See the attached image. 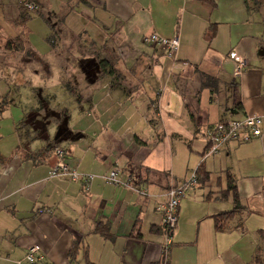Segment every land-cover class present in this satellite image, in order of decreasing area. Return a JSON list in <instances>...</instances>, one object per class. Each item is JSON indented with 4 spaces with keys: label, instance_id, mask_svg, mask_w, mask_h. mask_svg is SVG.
Segmentation results:
<instances>
[{
    "label": "crops",
    "instance_id": "1",
    "mask_svg": "<svg viewBox=\"0 0 264 264\" xmlns=\"http://www.w3.org/2000/svg\"><path fill=\"white\" fill-rule=\"evenodd\" d=\"M31 1L37 5L32 12L16 0H0V264H17L35 244L45 254L41 264H160L164 193L200 163L208 179L180 201L166 264H249L260 244V229L264 234V224L256 231L244 225L251 215L264 218V9L248 0V7L245 0ZM62 8L58 20H63L67 36L87 39L97 55L109 48L115 52L112 44L118 41L127 55L147 60L136 70L134 58H129L128 63L113 64L114 73H109L99 58L90 66L89 59L79 58L77 66L87 72L86 91L76 102L87 126L76 131L63 122V117L70 118L65 107L60 117L54 116L60 120L55 129L49 128L47 109L55 98L40 95L47 88L41 83L55 78L57 70L50 60L46 15L55 16ZM35 17L45 21L39 38L28 30ZM211 25L214 34L207 42L204 33ZM151 32L177 36V52L169 56L158 45L143 43L142 37ZM231 51L246 63L237 77ZM36 61L43 62V78L30 66ZM180 62L187 66L181 68ZM116 71L127 76L115 80ZM199 71L218 78L214 90L198 89ZM57 78L60 87L68 82V76L60 75L58 83ZM229 79L237 84L236 105L233 89L229 94L222 89ZM35 87L38 107H30ZM24 94L26 104L21 102ZM253 114L263 119L260 137L204 156L209 127ZM23 119L28 133L19 136L15 126ZM37 122L43 125L38 129L43 137L31 134ZM88 129H93L90 144L78 145ZM55 147L66 149L71 167L95 175L87 189L67 177H48L56 162ZM37 150L36 159L25 157ZM75 150L82 154L80 160ZM130 163H137L146 178L138 183L146 188L145 195L124 184L131 176L122 169L118 185L103 178ZM228 174L243 210L216 231L212 216L233 207L231 197L219 195ZM97 221L107 223L109 237L94 231ZM74 242L79 248L71 260Z\"/></svg>",
    "mask_w": 264,
    "mask_h": 264
},
{
    "label": "rangeland",
    "instance_id": "2",
    "mask_svg": "<svg viewBox=\"0 0 264 264\" xmlns=\"http://www.w3.org/2000/svg\"><path fill=\"white\" fill-rule=\"evenodd\" d=\"M257 1H259L258 6L264 9V0H257ZM61 15H63V8L61 10L59 9L57 14H55V16L51 15V12H49V14L47 13L46 15L47 17H49V23L51 25L50 27L51 32L48 38V42L52 46V56L50 57V60L55 64V67L57 68V70L55 69L56 72L54 73V75L52 74V76H54L55 78L47 79L45 83H41L43 86L47 88L46 89L43 88L40 95L48 94L47 96L52 97L53 99L55 98L54 102H49L50 105H48V109H47L50 115L48 117L50 118L45 120V122L49 124V128L55 129L54 127L57 125V121H60V120L54 118V116L60 117L59 111L62 107H65L66 110L68 109L70 118H68L67 120H64V117H63V122L67 121L68 126L71 127L73 131H76L77 129H80L82 127L84 128V126L85 127L87 126L85 123L86 121L83 120L81 117L79 107L76 102V98L81 96V94L85 93L86 91V88H84L85 87L84 85H86L85 84L86 82L83 77L84 76L86 77L87 72L77 66V60L79 58H85L87 60L89 59L87 65L90 66L92 63H94L95 57L99 59L106 58L108 61L111 62V65L113 64L117 65L119 63L121 64L128 63L127 61H129V58H132V61L134 58V64H135L134 69L136 70L139 68V66L146 64L147 60L142 55H139V56L127 55L126 53L128 51H126V49H124L121 46V43L118 41H114L116 45H114L115 44L114 42L112 44L113 49H115V52H111L109 48V51L102 50L100 51L102 55L101 54L97 55L94 48L91 47L87 39H81V38L76 39L74 37L70 38L69 36H67V34L65 33L67 31L65 30L63 26V20L62 22H59L58 20ZM29 22H30V25L28 26V30L31 31L32 35L35 38H39L40 32L45 25L44 19H42L41 17H35V18H32ZM78 22H79V19H78ZM71 23H72V26H76L77 24L76 20L74 19L71 20ZM60 65L62 66V72L59 71ZM95 65L97 66V68L100 69V65L98 64V62ZM30 66L31 68L34 66L38 68V70L40 71L39 73L41 77L42 78L44 77V72H42L43 70L42 66H44L43 62L40 63V61H36V64L30 63ZM64 67H66L67 69L65 71L67 74L66 73L64 74L63 72ZM89 72H91V70ZM134 74H137V73L134 72ZM60 75H62V77L68 76V82H66L67 84L63 81V85H61V87L55 82L56 77L59 78ZM102 76L103 75L101 74L100 78H103ZM125 76H127L126 71H122V72L116 71L115 80H122ZM58 78H57V83L59 81ZM230 81L231 79H229L226 84L224 85L222 84V89H225L226 92H228V94L232 92V86L230 84ZM69 89L73 91H69ZM37 93H39L38 88L36 87L33 88V90L31 91V100L29 103L30 107L31 106L38 107V101L36 97ZM26 97L27 96L24 94V98L21 100L22 104H26V101H27ZM41 121L42 120L38 119V122H41ZM38 122L35 124V127H37L36 128L37 130L33 131V133L31 134L43 137L44 134L41 131L39 132L38 130L39 127L42 128L43 125L39 123L41 125L39 126ZM45 122L43 123L45 124ZM92 134H93V129H88L86 131L85 139L81 140V142H79L78 145H83V143L90 144L91 139H92ZM74 154L77 160L81 159L82 154L80 153L79 150H75ZM86 163L89 164L91 162L86 161ZM85 165L86 164L84 163V167ZM120 167H115V168H117L118 171L122 169L125 172V174H128L131 176L130 177L131 180L133 181L137 180V176H136L138 172L137 163H130L128 165L123 166L122 168ZM85 173H89V172H85ZM262 224H264V218L256 216V215L249 216L244 223L248 231H256L259 228V226H262Z\"/></svg>",
    "mask_w": 264,
    "mask_h": 264
},
{
    "label": "built area",
    "instance_id": "3",
    "mask_svg": "<svg viewBox=\"0 0 264 264\" xmlns=\"http://www.w3.org/2000/svg\"><path fill=\"white\" fill-rule=\"evenodd\" d=\"M22 9L26 11H35L37 5L31 0H16ZM143 43L147 45H158L163 51L169 55H174L179 46L177 36L165 38L157 35L155 32L148 33L142 37ZM229 57L235 63L234 76H239L246 66L245 60L241 58L235 51L229 53ZM181 68L187 66L186 62L179 63ZM263 119L260 115H245L241 119H222L214 123L206 131V139L209 142V147L205 151L204 156L219 153L228 144L249 142L263 134L262 128ZM56 162L50 169L48 177H67L71 181L80 182L84 189H87L90 181L95 175L90 173H82L77 169L71 167L67 162L66 149L56 147L54 149ZM104 180L110 184L118 185L121 181L119 178V171L113 168L106 175L103 176ZM124 184L135 190L141 195H145L147 190L145 187L138 185L137 180H129ZM198 184L197 175L195 170L192 171L188 177L183 180L170 185L164 195L165 202L160 205L162 237L161 243V258L160 264H166L169 257V250L172 245V234L177 224L178 208L181 199H183L189 191L193 190ZM262 202L264 206V189L262 190ZM45 260L39 245H31L27 247L24 256L17 261V264H41Z\"/></svg>",
    "mask_w": 264,
    "mask_h": 264
},
{
    "label": "trees",
    "instance_id": "4",
    "mask_svg": "<svg viewBox=\"0 0 264 264\" xmlns=\"http://www.w3.org/2000/svg\"><path fill=\"white\" fill-rule=\"evenodd\" d=\"M204 1H207L211 4H213V2H214V0H204ZM248 1L251 2L252 4L257 5V6L259 5V1H257V0H248ZM245 3H246V5L248 4L247 0H245ZM247 7H248V5H247ZM213 34H214V29H213V26L211 25L205 30V33H204V37L207 40V42H209L211 40V38L213 37ZM99 63L101 65V67H103V68L108 67L109 73H114L113 66L111 65L110 61L101 58V59H99ZM106 64H108V66H106ZM198 79H199V84H198L199 90H201L203 88H207V87L210 88L211 90H214L218 84V78L217 77H214V76L209 75V74L202 72V71H199ZM230 84H231L232 89H233V99H234L235 105H236V104H238L237 91H236L237 84L234 80H231ZM69 91H73V90L69 89ZM26 128H27V124L24 121V119L19 121L15 126V130L17 131L19 136H26L27 135L28 132H27ZM134 139L139 141L137 136H134ZM160 139H161V136L158 134L157 140H160ZM208 147H209V145L206 146L204 153H205V151H207ZM40 151L41 150H39V151L38 150L37 151H28L25 153V157L30 158V159H36L37 154H39ZM139 169H141V171L144 172V174L150 172V169L147 167H143V168L139 167ZM195 173L197 175L198 184L199 183L202 184L205 181H207L208 173L204 169L202 163H200L196 167ZM136 176H137V182L138 183L139 182L141 183L143 180L144 181L146 180L145 176H143L140 171L137 172ZM209 194L210 193H208L207 196H209ZM219 195H220V198H223V199L231 197L232 201H233V207L230 210L223 211V212H220V213L212 216L215 230L216 231H223L227 227L228 221L231 218H233V216H235L236 214L240 213L243 210L242 205H240V203H239L238 194L236 191V185L234 183V178L232 175H230V174L227 175L226 187L220 191ZM160 226H161L160 229L162 230V225H160ZM94 231L99 232L104 237L110 236L107 223L102 222V221L96 222L95 227H94ZM259 235H260V244L255 249V252H254L253 257H252L251 261L249 262V264H264V234H263L261 229H260ZM78 248H79V243L74 242L73 246L71 247L70 252H69V258L71 260L74 259ZM85 264H93V263L86 260Z\"/></svg>",
    "mask_w": 264,
    "mask_h": 264
}]
</instances>
